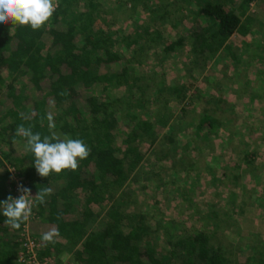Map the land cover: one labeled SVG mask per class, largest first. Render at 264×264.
Returning <instances> with one entry per match:
<instances>
[{
	"label": "trees",
	"instance_id": "obj_1",
	"mask_svg": "<svg viewBox=\"0 0 264 264\" xmlns=\"http://www.w3.org/2000/svg\"><path fill=\"white\" fill-rule=\"evenodd\" d=\"M150 1L119 0L116 9L107 11L101 7V0H54L58 6L39 30L13 27L10 23L0 25V202L12 196L3 160L9 162L19 156L10 147L12 143L21 140L26 144V138L16 135V128L31 126L42 139L54 132L60 139L66 135L81 139L90 149L76 171L64 170L46 178L38 175L31 152L17 158V170L27 181L32 196L43 188L52 189L45 203L35 200L34 211L36 217L56 227L59 236L47 246L41 237L34 236L42 245L40 257L54 255L57 264H62V255H68L70 264H264L261 236L249 246L244 261L239 262L238 248L223 233L227 220L216 210L204 215L202 227L181 233H175L182 228L173 220L157 218L152 228L149 220L153 216L132 210L130 188L139 184L138 179L160 177V170L153 167L177 157L181 151L177 137L183 129L181 119L166 111L167 100L159 105L134 69L133 62L155 46L157 30L133 21L130 32L119 31L121 43L111 30L116 10L129 7L127 18L136 10L151 14L155 7ZM258 1L190 0L188 11L195 14L192 27L186 35L165 44L163 52L174 53L190 41L193 69L202 73L215 54L233 49L229 38L235 32L247 34L255 25L261 30L262 22L247 11L251 3ZM160 3L156 10L163 22L171 14L170 1ZM122 45L126 52L118 50ZM262 46L264 54V43ZM240 49L250 52L252 45L244 43ZM120 87L124 89L122 97L108 91ZM63 91L67 94L60 95ZM173 91L177 99L187 92L184 86ZM152 101L157 104L155 111L150 108ZM219 109L207 107L192 120L200 142L219 136L224 124L217 114ZM48 114L54 118L52 130ZM168 126L171 132H165ZM261 133L264 138V128ZM154 148L157 150H151ZM149 149L152 153H148ZM243 158L253 180H263L264 173L260 176L256 172L257 151L246 149ZM185 160L180 157L179 163L170 161L175 167ZM189 167L194 168V164ZM239 174L232 176V184L238 182ZM223 177L217 179L221 181ZM256 201L264 210V197ZM5 219L0 204V264H18V230L5 226ZM159 231L167 237L168 246L160 252L153 238Z\"/></svg>",
	"mask_w": 264,
	"mask_h": 264
},
{
	"label": "rangeland",
	"instance_id": "obj_2",
	"mask_svg": "<svg viewBox=\"0 0 264 264\" xmlns=\"http://www.w3.org/2000/svg\"><path fill=\"white\" fill-rule=\"evenodd\" d=\"M101 1V7L107 11L119 5V0ZM164 1H170L168 9L171 14L163 22L158 19L156 10L161 4L160 0H151L152 7H155L151 14L136 10L127 18L129 7H122L115 11V23L111 27L119 43L122 41L119 31L130 32L133 21H137L143 28L157 30L155 46L151 50L146 49L144 56L141 55L133 62L134 69L143 77V85L150 87L151 97L159 105L167 100L166 111L171 117L180 118L183 126L177 137L181 151L172 159L179 163L178 158L183 157L186 158L185 162L172 167L170 159L154 165L153 169L160 170V177L152 176L150 181L143 177L138 179L139 184L129 191L131 207L134 211L153 216L149 220L152 228L157 218L175 221L182 228L175 230V233L192 232L202 227L206 220L204 215L216 210L220 217L227 220L223 233L227 241L238 248L237 257L242 262L249 253V246L257 243L260 236L264 238V210L256 201V198L264 197V179L253 180L251 168L245 166L243 158L244 150L255 149L256 172L263 176L264 138L261 137V130L264 128V9L254 5L249 11L262 21L261 30L258 32L259 26L253 23L256 31L234 33L229 39L233 49L215 54L199 74L193 69L190 41L174 53L163 52L165 44L186 35L192 27L195 14L188 11L190 0ZM244 43H250L252 51H241L240 46ZM118 50L126 52L123 45ZM182 86L186 87L187 92L181 101L175 97L173 89ZM108 91L119 98L124 89L110 88ZM150 104L151 110L155 111L157 104L153 101ZM214 106L221 107L217 114L224 124L217 138L202 143L194 131L192 120L203 109ZM163 131L159 130V133ZM168 131L171 132L170 126L166 127L165 132ZM151 150L148 153H152ZM191 164H194V168L189 167ZM236 173H240V179L232 184V176ZM219 177H223V180L219 181ZM153 238L158 241L159 252L168 248L167 237L163 232L154 233ZM61 259L62 264H70L68 255H62Z\"/></svg>",
	"mask_w": 264,
	"mask_h": 264
},
{
	"label": "clouds",
	"instance_id": "obj_3",
	"mask_svg": "<svg viewBox=\"0 0 264 264\" xmlns=\"http://www.w3.org/2000/svg\"><path fill=\"white\" fill-rule=\"evenodd\" d=\"M57 6L54 0H0V25L10 23L13 27L30 26L33 31L39 30L50 20ZM66 94V91L60 93ZM47 119L49 129H54L53 116L48 114ZM16 135L26 138L25 150L34 155V167L42 178L52 173L60 174L64 170L76 171L79 162L90 154V149L83 140L72 139L67 135L60 139L53 132L51 136H44L42 139L40 133H33L31 126L24 125L16 128ZM18 191L22 193L18 198L14 199L9 195L6 201L0 202L3 205V216L6 218L4 225L15 230H19L21 224L29 221L33 208L31 189L19 185ZM51 193V188H43L34 197L43 204L46 202L45 197ZM57 219H60L59 215ZM58 236L59 230L52 227L42 234L41 240L44 246H47L49 243H55Z\"/></svg>",
	"mask_w": 264,
	"mask_h": 264
},
{
	"label": "built area",
	"instance_id": "obj_4",
	"mask_svg": "<svg viewBox=\"0 0 264 264\" xmlns=\"http://www.w3.org/2000/svg\"><path fill=\"white\" fill-rule=\"evenodd\" d=\"M0 159L1 152H0ZM4 168L8 173V178L10 184L8 186V190L11 191L12 197L18 198L22 193L18 191V186L23 185L24 187L28 188V183L23 179L21 173L17 170V168L3 160ZM33 200V208H32V215L26 223L21 224L20 229L18 230L17 236V243H18V250L16 261L18 264H57L56 258L54 255L49 256H39V253L42 249V245L37 240L36 237L32 234L30 230V222L36 218V214L34 211L35 207V197H31Z\"/></svg>",
	"mask_w": 264,
	"mask_h": 264
},
{
	"label": "crops",
	"instance_id": "obj_5",
	"mask_svg": "<svg viewBox=\"0 0 264 264\" xmlns=\"http://www.w3.org/2000/svg\"><path fill=\"white\" fill-rule=\"evenodd\" d=\"M254 5H259L261 7V10L264 9V1L263 0H260L258 1V4L256 3H251L248 8H247V11L248 13H251L249 12L250 9L252 8V6ZM198 15V13L196 12V16ZM195 16V15H194ZM257 20H259V17L257 16L256 17ZM261 21V20H259ZM262 22V21H261ZM202 24V22H200ZM262 26H263V23H262ZM256 27H254L252 30L256 31ZM260 30H258L259 32ZM237 33V32H235ZM242 33V32H241ZM230 39V38H229ZM8 109V107L6 108ZM5 109V110H6ZM3 116V114L0 113V118ZM25 143L22 142L21 140H18V141H15L14 143H12L10 145V147L12 146L13 149H16L18 152H19V156H16L18 159L20 158V155L25 153L26 150H25ZM14 159L12 161H9L11 164L15 165L16 168L18 166V159ZM52 227L50 226V224H47L45 223L43 220H41V218L39 216H37L35 219H33L31 222H30V230L32 232V234L34 236H36L37 238L39 237H42V234L47 232L48 230H50Z\"/></svg>",
	"mask_w": 264,
	"mask_h": 264
}]
</instances>
